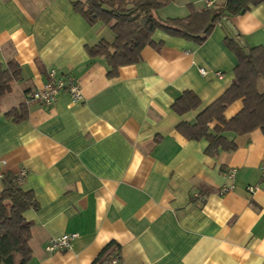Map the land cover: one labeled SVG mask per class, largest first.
Instances as JSON below:
<instances>
[{
    "label": "crops",
    "instance_id": "crops-1",
    "mask_svg": "<svg viewBox=\"0 0 264 264\" xmlns=\"http://www.w3.org/2000/svg\"><path fill=\"white\" fill-rule=\"evenodd\" d=\"M72 1L0 0V64L22 70L0 98V157L5 175L26 171L22 187L39 204L24 213L32 223L27 264H93L111 243L120 250L109 259L119 255V264H264V133L228 132L238 148L210 156L206 139L177 129L232 86L239 62L228 37L246 51L264 46V2L221 20L202 44L157 31L161 48L146 47L140 62L111 75L88 47L115 34L90 25ZM225 2L173 0L157 14L185 18L191 7ZM53 69L76 77L83 98L64 91L51 106L27 104ZM187 90L201 104L178 114L173 104ZM22 106L26 118L17 122L8 113ZM243 107L235 101L226 118ZM73 233L71 249L46 250L52 237Z\"/></svg>",
    "mask_w": 264,
    "mask_h": 264
},
{
    "label": "trees",
    "instance_id": "trees-1",
    "mask_svg": "<svg viewBox=\"0 0 264 264\" xmlns=\"http://www.w3.org/2000/svg\"><path fill=\"white\" fill-rule=\"evenodd\" d=\"M173 0H75V10L90 25L102 22L115 34L110 43L102 40L88 47L92 57L104 56L116 75L121 66L136 64L142 60V52L152 46L161 48L163 41L154 38L157 31L192 40L202 44L213 31L215 25L224 18L247 12L251 6L264 0H226L220 6L203 11L191 7L185 18L162 19L157 12L172 3ZM227 45L238 57L235 78L232 86L209 107L201 112L194 124L182 122L177 126L190 140L206 139L209 143L206 153L217 155L220 151H234L238 148L235 140L226 133L249 134L257 129L264 133V92L258 89V82L264 78V46L245 50L234 38H227ZM22 78V70L17 62L10 61L7 66L0 64V98L10 91L13 81ZM237 100H242V111L232 119H227L225 111ZM201 104L199 96L190 90L174 102L173 110L185 114L197 109ZM9 112L14 120L20 122L26 118V111ZM0 189V264H27L31 260L32 250L29 244L32 223L24 217L25 211L37 209L39 204L32 191L24 190L18 177L6 174ZM120 246L111 243L98 256L93 264H107L112 254Z\"/></svg>",
    "mask_w": 264,
    "mask_h": 264
},
{
    "label": "built area",
    "instance_id": "built-area-1",
    "mask_svg": "<svg viewBox=\"0 0 264 264\" xmlns=\"http://www.w3.org/2000/svg\"><path fill=\"white\" fill-rule=\"evenodd\" d=\"M201 73L205 74L206 70L201 68ZM67 92L73 102H78L83 98L81 86L73 75L60 74L56 69L49 72L47 82L39 89L34 90L26 96V103L37 102L43 106L53 105L61 92ZM7 165V160L0 157V179H2L4 174V168ZM236 169H231L228 172V176L232 179L236 177ZM26 176V171L22 170L18 175V181L20 184L23 183ZM232 186H223L220 193L225 194L227 191L231 190ZM253 190V188H251ZM77 234H64L62 236L52 237L47 246L46 250L49 253L67 251L72 248L73 241L77 238ZM119 255L113 256L107 261V264H119Z\"/></svg>",
    "mask_w": 264,
    "mask_h": 264
}]
</instances>
